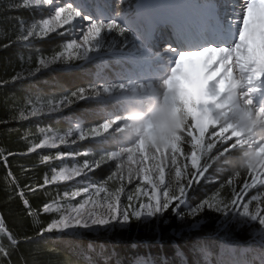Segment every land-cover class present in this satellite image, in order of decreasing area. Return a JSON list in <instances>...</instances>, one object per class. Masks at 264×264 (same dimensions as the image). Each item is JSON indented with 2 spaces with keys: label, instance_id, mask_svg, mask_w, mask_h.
Returning <instances> with one entry per match:
<instances>
[{
  "label": "snow or ice",
  "instance_id": "obj_1",
  "mask_svg": "<svg viewBox=\"0 0 264 264\" xmlns=\"http://www.w3.org/2000/svg\"><path fill=\"white\" fill-rule=\"evenodd\" d=\"M45 6L50 9L47 18L19 21L17 41L31 43L51 33L74 38L50 59L40 58L34 71L15 74L13 82L53 65L94 60L100 63L98 82L39 107L26 104L18 119L63 116L83 100H94L110 110L101 121L87 125V130L79 122L64 134L42 128L43 138L27 151L56 149L88 139L116 140L117 147L105 148L92 159L85 151L82 163L53 168L42 184L24 186L35 192L57 182L87 180L96 169L114 164L103 182L66 191L64 196L69 201L80 198L66 206L54 201L55 207L46 202L34 210L9 171L8 178L16 185L29 216L34 212L58 213V218L41 227L37 235L111 231L133 220L159 221L169 210L192 229L210 211L222 217L220 223L225 229L233 223L242 227L256 222L264 230V191L249 196L253 189H264V0H239L238 6L228 5L231 11L226 13V23L218 20L210 33L177 30L174 38L156 24L143 27L135 18L126 20L125 14L112 11L110 0H64L62 4L57 0H22L13 5L36 9ZM160 41L166 43V48L153 51ZM106 52L113 53L114 63L121 67L111 82L104 74L107 65L100 62L101 54ZM126 61L133 70L123 67ZM132 120L142 123L133 124ZM236 151L250 157L247 167L234 166L236 157L232 153ZM79 155L61 153L42 159L49 162ZM230 168L234 174L211 196L195 205L188 203L195 185L210 180V173ZM242 172L247 173L243 181L239 179ZM114 178L117 182L109 188ZM125 180L129 185L138 182L132 194L125 197L127 204L122 199ZM2 221L0 216V233L7 244L0 238V264H12L11 256L20 241ZM259 243L264 249V239ZM260 264H264V251Z\"/></svg>",
  "mask_w": 264,
  "mask_h": 264
},
{
  "label": "trees",
  "instance_id": "obj_2",
  "mask_svg": "<svg viewBox=\"0 0 264 264\" xmlns=\"http://www.w3.org/2000/svg\"><path fill=\"white\" fill-rule=\"evenodd\" d=\"M135 2L136 0H121L118 3L115 0V11L128 9L132 12ZM15 3L16 0H0V216L3 217L2 222L6 228L20 241L11 256L12 264H134L139 256L149 259L153 264H211L225 254L229 242L233 253L237 255L241 250H246L253 263L256 264L257 261L260 264L264 250L259 243L261 240L253 236L256 224L238 227L234 223L225 229L220 223L222 217L210 211L200 217L202 223L199 228L181 232L178 237L171 233L179 230L182 223L171 210L159 221L142 223L133 220L122 229L114 228L96 234L84 233L80 237L55 232L37 235L38 230L56 218V215L34 212L29 216L16 185L8 178V173L10 171L18 185L24 189L25 198L31 202L34 210L49 203L56 184L47 185L35 192L24 186L36 187L42 184L45 176L60 162L57 159L44 162L43 156L48 155L45 149L31 153L27 149L42 138L40 127H58L65 133L72 125L57 116L49 115L19 120V113L26 104L37 106L38 103L62 98L80 87L94 84L93 71L98 64L94 60L76 61L69 66H51L13 82L15 74L24 72L27 75L29 70L34 71L39 65L40 58H47L58 50L57 42L52 38L33 40L25 47L20 45L17 41L19 21L38 20L39 13L36 8L13 7ZM6 44L10 46L4 47ZM101 57L112 59L108 52ZM108 72L111 74L112 67ZM104 108L94 100H83L71 106L66 115L77 118L86 127L104 119ZM93 144L88 143L84 148L73 151L80 153L76 157L77 163H82L85 159L81 155L82 149L97 150ZM98 145L103 144L99 142ZM60 151L67 153L69 149L62 147ZM240 154L239 151L232 153L235 157ZM50 156L55 157L56 154ZM68 164H72L70 159ZM234 171L230 168L222 173H210V180L201 181L190 191L188 203L195 205L211 196L226 183ZM90 175L93 181L105 180L108 176L104 167L96 169ZM246 177L247 173L242 172L239 179L243 181ZM224 191L228 192V188L225 187ZM223 231L228 232V237H221ZM26 237L31 239L26 240ZM0 238L7 244L3 233H0ZM90 243L93 245L91 249Z\"/></svg>",
  "mask_w": 264,
  "mask_h": 264
},
{
  "label": "rangeland",
  "instance_id": "obj_3",
  "mask_svg": "<svg viewBox=\"0 0 264 264\" xmlns=\"http://www.w3.org/2000/svg\"><path fill=\"white\" fill-rule=\"evenodd\" d=\"M21 2H22V0H16V3H15V5H19V4H21ZM64 2V0H61V1H58L57 0V3H60V4H62ZM75 2L76 3H79L80 1L79 0H75ZM87 2H89V3H91L92 2V0H90V1H87ZM188 3H190L191 4V6L192 7H196V6H200L201 8H205L206 7V1H204V0H189V1H187ZM208 2H210V0L208 1ZM110 4H111V6H112V11L113 12H115V10H116V5H115V0H110ZM44 8H46V11H43V8H41V9H36V10H38V13H39V19L40 18H47L48 17V14H49V11H50V9L47 7V6H45ZM138 11V12H137ZM142 12V10L141 9H139V7H138V2H137V7H136V10H135V12H133V13H131V14H129V12H121V13H123V14H125L124 15V18L127 20V19H133V18H135V19H137V22L138 23H140L142 26H143V24H142V18H140V16H146V15H143L144 14V12L143 13H141ZM47 13V14H46ZM146 17H148V16H146ZM38 19V20H39ZM139 19H141V21L139 20ZM150 21H151V18H148ZM152 22V21H151ZM161 22V21H160ZM163 25H166V28L168 27V25L167 24H163ZM62 31V30H61ZM164 34H166L167 35V30L164 32ZM75 36H78L79 35V33L77 32V33H75L74 34ZM48 38H52L53 40H55L56 42H57V47H58V50L57 51H62L63 50V45H64V43H66L69 39H71V38H74V36H69V35H63V36H61V35H57L56 33H51L50 35H49V37ZM44 39H47V38H44ZM44 39H36V40H44ZM20 43V45H23L24 47L28 44V43H25V42H19ZM163 49H158V51L157 52H161ZM153 51H156V49L155 48H153ZM107 53V52H106ZM109 54H110V56L111 57H113L114 58V54L113 53H111V52H108ZM55 53H53V54H50V55H48V59H50L51 57H52V55H54ZM103 54V53H102ZM101 54V55H102ZM43 58H45V57H43ZM114 60V59H113ZM108 62V61H107ZM73 63V62H72ZM72 63H70V64H57V65H53V66H69V65H71ZM106 64H109V62L108 63H106ZM113 66H112V72H111V74H107L106 72H104V74H105V76L109 79V81L111 82V81H115L116 80V78H115V73L117 72V71H120L121 70V67H120V65H117V64H115L114 62H113ZM127 66H130L131 68H127ZM123 67L124 68H126V69H128L129 71H131V70H133V65L130 63V62H124V64H123ZM49 69V68H48ZM94 84L95 83H97L98 81H97V78H96V73H95V76H94ZM46 103V102H45ZM42 104H44V103H42ZM41 104H39L38 103V105H37V107H39ZM106 111H109L108 109H102V112H103V114L106 112ZM129 115H131V113H129ZM58 118H60L61 120H66V121H68V122H66L67 124H70V125H72L71 126V128L72 127H75L76 126V124L79 122V123H82L81 121H79V120H77V118L75 119V118H71V117H69L68 115H66V114H64L63 116H57ZM105 118V117H104ZM140 123H142V121L140 122ZM43 128H50L53 132H55L56 134H64L63 132H61V130L58 128V127H43ZM70 128V129H71ZM42 128L40 127V129H39V131L41 130ZM70 129H68V131L70 130ZM85 130H87V128L85 127ZM126 135H129V133H125ZM41 137L43 138V136L41 135ZM41 138V139H42ZM91 142H93L94 144H93V146L94 147H96V149L97 150H93V151H91L90 149H86V150H84V151H82L81 152V154L83 155V153L85 152V151H87L88 153H89V159H92L93 158V156L94 155H97L98 153H100L101 151H103L105 148H108V149H112V148H115V147H117V141L116 140H101V139H88V140H85V141H83V142H78L77 144H75V145H71V144H69V145H60L58 148H56V149H49V148H44L46 151H47V153H48V155H53V153L54 154H56V156L55 157H59V155L61 154V153H63V152H61L60 151V149L62 148V147H64V148H68L69 149V152L68 153H71V151L73 152L74 150H80L81 148H84L85 146H87L88 145V143H91ZM99 142H102V144L103 145H98L99 144ZM83 150V149H82ZM58 153H57V152ZM68 159H70V161H71V163L72 164H68ZM57 160H59V164L57 165V167H55L57 170L59 169V167L60 166H71V165H74V164H77V161H76V157L75 158H65V159H61V158H57ZM102 167H104L105 168V171L107 172V174L109 175L110 174V171L111 170H114V164H108V165H105V166H102ZM51 175V173L48 175V176H50ZM104 180H95V181H93L92 179H91V175L89 174V177H88V179L87 180H80L79 178H77V180H74V181H68V182H57V183H55L56 185H57V187L55 188V193H54V195H53V197H52V199H51V201L49 202L50 204H53V206L55 207L56 206V204L55 203H53L54 201L56 202V203H59V204H61L62 206H66L68 203H75V202H77L80 198L78 197V198H76V200H73V201H69V199L67 198V197H65L64 196V193L67 191V192H71V191H73V190H76L77 188H81V187H83V186H86V185H89L90 183H101V182H103ZM114 182H117V180H116V178H114V181L113 182H109V185H108V187L109 188H111V187H113V185H114ZM123 183H124V185H125V193H124V196L122 197V199H123V202H124V204H127V200L125 199V197L127 196V195H129V194H132V191H133V189H134V185L136 184V183H138L137 181H134L133 182V184L132 185H129V184H127V181L125 180V181H123ZM141 187H143V185H141ZM145 191H147V189H145ZM257 191H264V189H261V188H257V189H253L252 191H250L249 192V196L250 195H252V194H255ZM104 194L102 193L101 194V197L103 196ZM140 199H143V197L141 196L140 197ZM133 204H135V201H133ZM123 206V205H122ZM55 215H56V218H58V213H55ZM202 221V220H201ZM142 223H143V221H141ZM150 222V221H149ZM202 223V222H201ZM201 223L197 226V228H199V226L201 225ZM234 224V223H233ZM251 224H256V226H255V232H253L254 233V235L253 236H257L258 238V240H261V239H264V230H262L261 229V226L258 224V223H256V222H249L248 224H245L247 227H250V225ZM222 226V225H221ZM126 227V226H125ZM125 227H123V228H125ZM197 228H195V229H192V228H190L188 225H186V224H184V223H182L181 224V227H180V229L179 230H177V231H172V235L173 236H175V237H178L179 235H180V233L181 232H188V231H190V230H196ZM222 228H224V227H222ZM114 229V228H113ZM115 229H122V227H119V226H117V227H115ZM101 231H103V230H100V231H96V232H82V233H79V234H76L75 236H78V237H80V236H83V234L84 233H93V234H96V233H98V232H101ZM56 233V232H55ZM57 234H60V233H57ZM65 235H71V234H65ZM74 236V235H73ZM260 236V237H259ZM221 237H228V232H225V231H223L222 232V236ZM220 237V238H221ZM229 248H228V250H226L225 251V254L222 256V257H220L218 260H217V263L216 264H253L252 263V260H251V255H250V253L249 252H247V251H241L240 252V254H235V253H233V251L231 250V242H229ZM93 247V245L90 243V245H89V248L91 249ZM264 250V249H263ZM87 256H89V255H87ZM142 261H148L149 262V264H152V262H150V260L149 259H142V258H139L138 260H135L134 261V264H141V262ZM256 264H258V262H256Z\"/></svg>",
  "mask_w": 264,
  "mask_h": 264
},
{
  "label": "bare ground",
  "instance_id": "obj_4",
  "mask_svg": "<svg viewBox=\"0 0 264 264\" xmlns=\"http://www.w3.org/2000/svg\"><path fill=\"white\" fill-rule=\"evenodd\" d=\"M187 1L189 0H138V7L142 10L141 13L144 12L143 15L148 16L147 19L151 18L152 22L161 21V24L169 22L167 35L174 38L177 30L193 34L201 31L210 33L217 26L218 20L221 24L226 23V13L231 11L228 5L239 4V0H221L231 2L225 5L217 4L216 0L210 2L206 0V7L203 9L200 6L194 8ZM140 122L132 120L133 124ZM256 131L259 132L261 129Z\"/></svg>",
  "mask_w": 264,
  "mask_h": 264
},
{
  "label": "clouds",
  "instance_id": "obj_5",
  "mask_svg": "<svg viewBox=\"0 0 264 264\" xmlns=\"http://www.w3.org/2000/svg\"><path fill=\"white\" fill-rule=\"evenodd\" d=\"M249 156L246 155L245 153L241 152V154L235 158L234 160V166L243 169L247 167L248 161H249Z\"/></svg>",
  "mask_w": 264,
  "mask_h": 264
}]
</instances>
